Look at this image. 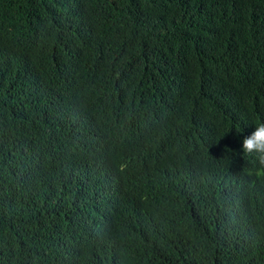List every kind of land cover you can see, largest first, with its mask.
<instances>
[{"label": "trees", "instance_id": "trees-1", "mask_svg": "<svg viewBox=\"0 0 264 264\" xmlns=\"http://www.w3.org/2000/svg\"><path fill=\"white\" fill-rule=\"evenodd\" d=\"M264 0H0V264H264Z\"/></svg>", "mask_w": 264, "mask_h": 264}, {"label": "clouds", "instance_id": "clouds-1", "mask_svg": "<svg viewBox=\"0 0 264 264\" xmlns=\"http://www.w3.org/2000/svg\"><path fill=\"white\" fill-rule=\"evenodd\" d=\"M255 125V130L243 138L242 149L247 155H256L259 167L255 174L260 177L264 176V122Z\"/></svg>", "mask_w": 264, "mask_h": 264}]
</instances>
